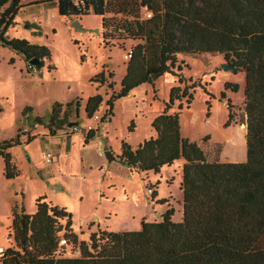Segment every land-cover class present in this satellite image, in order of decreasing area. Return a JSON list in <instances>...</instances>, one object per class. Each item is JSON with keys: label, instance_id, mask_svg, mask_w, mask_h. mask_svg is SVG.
I'll return each instance as SVG.
<instances>
[{"label": "trees", "instance_id": "16d2710c", "mask_svg": "<svg viewBox=\"0 0 264 264\" xmlns=\"http://www.w3.org/2000/svg\"><path fill=\"white\" fill-rule=\"evenodd\" d=\"M61 17H79L90 9L101 21V37L109 46L131 41L116 94L106 100L102 121L113 116V105L135 88L152 84V77L170 75L183 84V70L197 56L220 55L244 73L243 111L246 157L243 162H209L194 141L182 136V100L189 109L193 96L185 86H173L160 115L153 119V135L136 147L122 142L117 160L144 182L148 174L182 161V214L172 221L170 206L154 222H141L130 232L90 233L79 241L72 216L64 209L35 200V212L13 211L1 264H264V0H48ZM65 3V4H64ZM20 0H0V46L21 55L26 64L38 61L40 70L50 51L24 39L4 34L14 24ZM150 14L147 18L146 14ZM111 45V46H112ZM186 60H188L186 62ZM28 71V70H27ZM29 72V71H28ZM113 75L109 74V78ZM103 84L104 72L90 79ZM195 86L192 87L194 89ZM237 92V85L225 84ZM220 96L223 98L224 94ZM177 102V111L171 112ZM102 97H88L83 114L87 122L98 111ZM72 102L52 106L45 125L50 136L69 124ZM207 103V110L209 109ZM78 108V107H77ZM75 112H78V109ZM26 108L24 111H29ZM62 114V115H60ZM76 117V121H77ZM133 122L129 126L132 130ZM85 137V143L93 138ZM19 135L0 143L7 180L18 171L7 152L20 145ZM28 137L27 143H29ZM226 143V142H225ZM245 148V147H244ZM148 183V182H147ZM148 183L152 199L156 197ZM168 199L158 204L165 205ZM64 221V225L61 224ZM64 240V245L59 241ZM67 249V250H66Z\"/></svg>", "mask_w": 264, "mask_h": 264}, {"label": "rangeland", "instance_id": "374dc122", "mask_svg": "<svg viewBox=\"0 0 264 264\" xmlns=\"http://www.w3.org/2000/svg\"><path fill=\"white\" fill-rule=\"evenodd\" d=\"M46 1L20 0L21 7L30 2L36 5L24 11L21 15L24 22L9 35L10 39H19L14 38L18 33L28 39L26 41L36 43L30 44L44 46L50 51V60L44 59L40 69L42 74L38 68L36 74L29 73L27 64L21 59L6 47L0 49V143L17 134L20 137V145L7 151L18 171L17 177L10 180L4 177V160L0 156V248L5 250L13 245L8 238L13 211L19 213L23 207L26 214H33L35 200L39 197H45V202L72 216V228L79 241L87 242L90 233L98 230L107 233L137 231L142 221L159 220L163 210L158 204L161 199L169 198L165 205L174 209L172 221L179 222L182 161L161 169L157 175L148 174L143 182L117 160L121 143L134 148L149 139L154 133L152 119L160 115L170 88L187 86L193 100L189 109L182 100V136L197 143L209 162H243L246 157L244 73L223 71L221 64L225 61L220 55L197 56L190 68L183 70V84H177L176 79L174 81L167 74L152 79L151 85H141L134 89L133 96L115 102L110 121L85 122L83 100L101 95L97 114L102 118L106 100L120 89L118 80L123 74V65L128 62L126 52L134 43L126 41L121 47L120 43L112 45L109 42L110 47L115 48L108 49L102 44L100 18L92 9L77 18H64L45 5ZM43 9L48 14L47 19L42 16ZM75 23L80 27L73 26ZM10 57L15 60H9ZM104 65H112L115 78L104 76L103 84L89 82L104 72ZM225 84L237 85V92L225 89ZM72 98L68 122L76 121L78 107V124L90 123L96 129L87 143L81 139H85V134L75 133L71 150L66 152L63 143L69 136L56 134L58 139L47 142V138L39 136L47 133L45 125L35 120L41 119L46 124L52 106L61 104L63 111V103ZM177 104L175 102L171 112L177 111ZM26 108L30 110L24 111ZM131 122L133 128L129 130ZM98 143L102 152L111 151L112 160L105 155L98 156ZM237 144L243 149L240 153L235 150ZM46 153L53 156L52 164L45 162ZM147 182L152 189L158 184L153 199ZM61 224L64 225V221Z\"/></svg>", "mask_w": 264, "mask_h": 264}, {"label": "crops", "instance_id": "0c3cea01", "mask_svg": "<svg viewBox=\"0 0 264 264\" xmlns=\"http://www.w3.org/2000/svg\"><path fill=\"white\" fill-rule=\"evenodd\" d=\"M45 5H47L50 9H55V10H57V7L54 5V4H50V3H47V1L44 3ZM36 4H34V3H32V2H30L28 5H22V7L20 8V10L18 11V13H17V15L15 16V19H14V24L11 26V27H9L8 28V30H7V32H6V34H5V36H7V37H9V35L11 34H13L14 32H13V30H14V28L16 27V26H18L19 24H22L24 21H23V19L21 18V15L24 13V11H26V10H28L29 8H32V7H34ZM58 11V10H57ZM50 15H51V17H53L54 15L53 14H51L50 13ZM42 16H44L46 19L48 18V14H47V12H46V10L45 9H43V12H42ZM35 20V19H34ZM26 28H29V27H27V25L25 26ZM101 28V27H100ZM10 38V37H9ZM14 38H19V39H25V40H28V39H26L25 37H22L20 34H18V33H16L15 35H14ZM102 38V37H101ZM29 43H34V44H36L35 42H32V41H29ZM103 44V43H102ZM104 45V44H103ZM133 45H135V43L133 44ZM111 45H109V46H106V45H104V47H106V48H108V49H110V48H115V47H110ZM0 49L1 50H4L5 48H3V47H1L0 46ZM8 51H10V53H12V55H14V56H16L17 58H19V59H21L23 62H24V64L26 65V62L23 60V58L21 57V55H18V54H16L14 51H12V50H9L8 48H6ZM128 50H130V48L128 49ZM9 60H12V61H14L15 59L13 58V57H10L9 58ZM188 60H186V62H187ZM104 76H108L109 77V74L110 73H112V77L111 78H115V74H114V72H112L113 71V69H112V65H104ZM39 73L40 74H42V70H39ZM125 73H126V64H124L123 65V74L119 77V80H118V82L120 83V81H121V79H122V77L125 75ZM173 79H174V81H175V79L176 78H174V77H172ZM90 82V81H89ZM118 83V84H119ZM174 84H175V82H174ZM133 93H134V90L133 91H131L128 95H132L133 96ZM96 95V94H95ZM127 95V96H128ZM91 96H94V95H91ZM91 96H89V97H91ZM75 97V96H74ZM73 97V98H74ZM73 98L70 100V101H67V102H71L72 100H73ZM86 100L87 99H85V100H83V102H86ZM67 102H65V103H67ZM65 103H63V104H65ZM85 106V105H84ZM162 109H163V107H162ZM84 110V109H83ZM161 112H162V110H161ZM75 116L77 117V118H79V112L78 113H76L75 112ZM153 120V119H152ZM75 122H77V121H75ZM86 122V121H85ZM88 122V121H87ZM78 123V122H77ZM181 129H182V126H181ZM47 130V129H46ZM152 131V130H151ZM95 133V132H94ZM76 134H74V135H71V136H69L68 137V140H67V138H64V141H65V143H63V145L65 144V146H66V152H69L70 150H71V147H72V139H73V136H75ZM40 137H42V138H47V142L49 141V139H58V138H56L55 136H50L49 134H48V130H47V133L46 134H43V135H39ZM94 136V135H93ZM183 137H185V136H183ZM186 138V137H185ZM81 139L83 140V141H85V139H83V137H81ZM92 140V139H91ZM90 140H88L87 142H89ZM62 148V147H61ZM60 151V150H59ZM111 152V151H110ZM119 154V153H118ZM181 167H182V164H181ZM180 193V196H179V200L182 202V193L181 192H179ZM169 199V198H168ZM163 206V210H162V213H161V215L166 211V209L168 208V206L167 205H162ZM25 209V208H24ZM25 212H26V210H25ZM34 212H35V210H34ZM160 215V216H161Z\"/></svg>", "mask_w": 264, "mask_h": 264}, {"label": "built area", "instance_id": "2783aa9c", "mask_svg": "<svg viewBox=\"0 0 264 264\" xmlns=\"http://www.w3.org/2000/svg\"><path fill=\"white\" fill-rule=\"evenodd\" d=\"M146 17L149 18L150 14L149 13L146 14ZM130 57H131V51L128 50L126 52L127 60H129ZM27 70L29 71V73H32V74H36L38 71L36 65L31 64V63L27 64ZM90 120L95 122V123H101L102 118L99 116V114L96 113L88 121H90ZM95 129H96V126L94 127L90 123H85L82 126L79 124L73 123V124L67 125L63 129L58 130L56 134H60V135H64V136H70V135H74L75 133L81 132L82 134H85V136H87L88 134L94 133ZM99 145H100V143H98V148H97L98 156L103 157L105 155V153L102 152ZM44 160L47 164H52L53 156L50 153H46L44 155ZM64 244H65L64 240L59 241V245H64ZM3 257H4V250L2 248H0V261Z\"/></svg>", "mask_w": 264, "mask_h": 264}, {"label": "water", "instance_id": "95a60500", "mask_svg": "<svg viewBox=\"0 0 264 264\" xmlns=\"http://www.w3.org/2000/svg\"><path fill=\"white\" fill-rule=\"evenodd\" d=\"M64 4H65V3H64ZM73 26H75L76 28H79V27H80L78 23L73 24ZM30 63H31V64H34V65H37V64H38V61L35 60V59H32V60L30 61ZM221 69H222L223 71H229V72H232V73H236V72L241 71L240 68H238V67H234V66H232L231 64H228V63H226V62L221 64ZM152 79H153V80L156 79V76H153ZM243 127H245V125H243ZM105 157H106L108 160H112V159H113V157H112L110 151H106V152H105Z\"/></svg>", "mask_w": 264, "mask_h": 264}, {"label": "bare ground", "instance_id": "6f19581e", "mask_svg": "<svg viewBox=\"0 0 264 264\" xmlns=\"http://www.w3.org/2000/svg\"><path fill=\"white\" fill-rule=\"evenodd\" d=\"M224 134V133H223ZM222 134V135H223ZM235 147V150H236V152H241V151H243V149L241 148V145L240 144H237L236 146H234Z\"/></svg>", "mask_w": 264, "mask_h": 264}]
</instances>
